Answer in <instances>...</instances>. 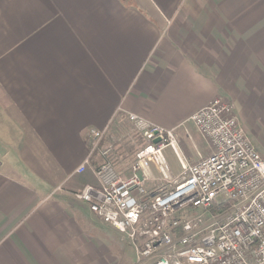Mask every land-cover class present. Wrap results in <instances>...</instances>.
<instances>
[{
    "label": "crops",
    "instance_id": "obj_1",
    "mask_svg": "<svg viewBox=\"0 0 264 264\" xmlns=\"http://www.w3.org/2000/svg\"><path fill=\"white\" fill-rule=\"evenodd\" d=\"M217 97L264 135V0H0V264H105L107 225L74 197L97 184L87 132L134 113L187 160Z\"/></svg>",
    "mask_w": 264,
    "mask_h": 264
},
{
    "label": "built area",
    "instance_id": "obj_2",
    "mask_svg": "<svg viewBox=\"0 0 264 264\" xmlns=\"http://www.w3.org/2000/svg\"><path fill=\"white\" fill-rule=\"evenodd\" d=\"M143 143L128 175L109 158L92 165L106 127L87 132V155L97 184L74 193L104 224L133 245L134 264H264V157L241 126L234 106L213 99L190 117L209 153L195 162L180 153L173 130L128 112ZM159 139L158 143H154ZM170 146L181 175L172 178Z\"/></svg>",
    "mask_w": 264,
    "mask_h": 264
},
{
    "label": "rangeland",
    "instance_id": "obj_3",
    "mask_svg": "<svg viewBox=\"0 0 264 264\" xmlns=\"http://www.w3.org/2000/svg\"><path fill=\"white\" fill-rule=\"evenodd\" d=\"M120 123L119 130L110 131V129H108L109 132H105L102 141H107L108 146L111 148L109 151V158L113 161L118 171L126 176L129 174L133 156L141 147L143 140L125 116L120 117ZM185 125L190 129L189 132L191 134V138L186 137L185 139V145L188 151L192 153L190 155L187 154V160L189 162H195L198 157V151L202 155L208 154L209 151H207L208 148L204 139L195 131L196 128L194 129L189 123ZM260 128L264 129V123H261ZM246 134L255 145L261 143L260 147L264 151L263 134L260 136L261 140L259 139L258 141H256L253 133L246 132ZM106 137L108 138L107 140L105 139ZM163 152L170 168L171 177L179 178L181 175V168L173 149L168 146ZM91 160L94 166H98L103 161L102 157L99 155H93ZM106 227L107 229L104 231L107 250L105 264H134L136 262V252L133 245L115 228L110 225Z\"/></svg>",
    "mask_w": 264,
    "mask_h": 264
},
{
    "label": "water",
    "instance_id": "obj_4",
    "mask_svg": "<svg viewBox=\"0 0 264 264\" xmlns=\"http://www.w3.org/2000/svg\"><path fill=\"white\" fill-rule=\"evenodd\" d=\"M158 142H159V139H155V140H154V143H158Z\"/></svg>",
    "mask_w": 264,
    "mask_h": 264
},
{
    "label": "trees",
    "instance_id": "obj_5",
    "mask_svg": "<svg viewBox=\"0 0 264 264\" xmlns=\"http://www.w3.org/2000/svg\"><path fill=\"white\" fill-rule=\"evenodd\" d=\"M122 1H126V0H122Z\"/></svg>",
    "mask_w": 264,
    "mask_h": 264
}]
</instances>
